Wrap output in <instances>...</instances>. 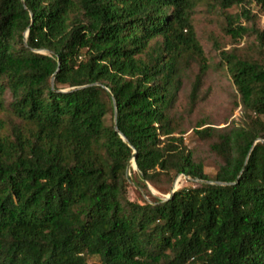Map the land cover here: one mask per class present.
I'll use <instances>...</instances> for the list:
<instances>
[{
  "label": "trees",
  "instance_id": "1",
  "mask_svg": "<svg viewBox=\"0 0 264 264\" xmlns=\"http://www.w3.org/2000/svg\"><path fill=\"white\" fill-rule=\"evenodd\" d=\"M200 2L0 0V264H264L263 61L221 52L244 119L195 130L219 160L214 178L176 116L188 70L200 67L191 115L209 71ZM233 7L226 34L264 49V0L220 2ZM134 155L145 188L202 183L132 202Z\"/></svg>",
  "mask_w": 264,
  "mask_h": 264
},
{
  "label": "rangeland",
  "instance_id": "2",
  "mask_svg": "<svg viewBox=\"0 0 264 264\" xmlns=\"http://www.w3.org/2000/svg\"><path fill=\"white\" fill-rule=\"evenodd\" d=\"M221 0H201L194 17L193 25L196 29L198 40L202 45L205 56L208 60L209 71L202 79L199 89L200 102L196 105L193 114L190 112V94L199 76L200 67L194 64L186 73L183 90L179 94L176 106V116L186 131L183 135L185 146L192 151L197 160L202 161L206 174L214 178L218 172L219 160L211 153L208 143L201 141L195 134V130L206 122L204 128L223 129L232 123H240L244 119L240 106V97L233 85L231 77L226 71V67L221 63V52L237 49L239 55L260 59L264 63V50L260 48L256 41V36L251 34L234 43L232 38L224 31L226 28V14L237 15L240 12L238 7H233L227 13L220 8ZM259 12L258 20L254 23V30H264V11L254 8ZM250 27L252 25L244 23ZM4 118V115H0ZM111 124V116L107 118ZM180 137V135H176ZM137 168L131 162L129 178V200L136 203H154L156 198L167 200L174 191L184 188L198 187V180H193L180 176L174 180L172 187L167 179H163L159 184L153 186L147 183L146 188L138 184L135 177ZM169 190L171 194H169ZM90 264H100L98 259H91Z\"/></svg>",
  "mask_w": 264,
  "mask_h": 264
},
{
  "label": "water",
  "instance_id": "3",
  "mask_svg": "<svg viewBox=\"0 0 264 264\" xmlns=\"http://www.w3.org/2000/svg\"><path fill=\"white\" fill-rule=\"evenodd\" d=\"M114 108H115V115H114V130L117 132V133H119V129H118V120H117V117H118V111H117V106H116V104H114ZM122 136V138L125 140V137L123 136V135H121ZM135 155H136V153H135ZM134 155V157H133V162H134V164H135V166H136V168H137V165H136V156ZM199 181V180H198ZM199 182H202V181H199ZM211 184H213V183H211ZM217 184H219V185H226V184H222V183H217ZM176 191H174V192H172V194L167 198V200H170L172 197H173V195H174V193H175Z\"/></svg>",
  "mask_w": 264,
  "mask_h": 264
},
{
  "label": "built area",
  "instance_id": "4",
  "mask_svg": "<svg viewBox=\"0 0 264 264\" xmlns=\"http://www.w3.org/2000/svg\"><path fill=\"white\" fill-rule=\"evenodd\" d=\"M253 13H255V14L259 15V12H257V11H253Z\"/></svg>",
  "mask_w": 264,
  "mask_h": 264
},
{
  "label": "bare ground",
  "instance_id": "5",
  "mask_svg": "<svg viewBox=\"0 0 264 264\" xmlns=\"http://www.w3.org/2000/svg\"><path fill=\"white\" fill-rule=\"evenodd\" d=\"M134 166H135V164H134ZM136 167V166H135Z\"/></svg>",
  "mask_w": 264,
  "mask_h": 264
}]
</instances>
